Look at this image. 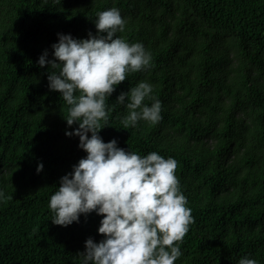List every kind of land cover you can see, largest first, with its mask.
Returning <instances> with one entry per match:
<instances>
[{
	"label": "trees",
	"instance_id": "obj_1",
	"mask_svg": "<svg viewBox=\"0 0 264 264\" xmlns=\"http://www.w3.org/2000/svg\"><path fill=\"white\" fill-rule=\"evenodd\" d=\"M113 6L126 19L117 35L142 41L153 66L116 86L100 132L178 161L195 221L175 264L249 253L264 264V0H0V264H80L86 239L104 237L96 211L67 226L51 219L60 178L87 152L66 134L79 124L67 123L50 65L37 61L45 49L54 58L60 32H98L97 13ZM141 80L154 85L162 119L126 127L116 98Z\"/></svg>",
	"mask_w": 264,
	"mask_h": 264
},
{
	"label": "clouds",
	"instance_id": "obj_2",
	"mask_svg": "<svg viewBox=\"0 0 264 264\" xmlns=\"http://www.w3.org/2000/svg\"><path fill=\"white\" fill-rule=\"evenodd\" d=\"M126 19L120 8L97 13L98 32L88 37L58 33L52 44L54 58L45 49L37 63L50 65L48 80L59 90L68 107L67 135H78L86 156L73 171L60 178L51 195L52 221L67 226L79 222L81 214H103L98 231L81 251L80 264H175L183 255L181 244L195 221L188 197L176 174L178 161L158 151L141 154L122 146L113 138L105 141L100 130L108 123V98L128 74L153 66L152 53L142 41L130 42L123 36ZM154 85L141 80L116 98L128 109L124 124L162 119V101L153 96ZM150 99L152 103H146ZM103 121V123H102ZM91 132V135H89ZM44 168L43 161L37 171ZM5 191L0 188V199ZM236 264H260L251 253Z\"/></svg>",
	"mask_w": 264,
	"mask_h": 264
}]
</instances>
